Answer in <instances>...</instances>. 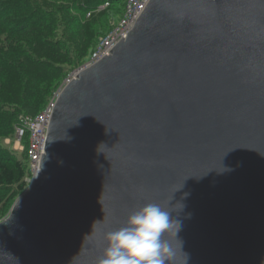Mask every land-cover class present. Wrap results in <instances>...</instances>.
<instances>
[{"label": "water", "instance_id": "95a60500", "mask_svg": "<svg viewBox=\"0 0 264 264\" xmlns=\"http://www.w3.org/2000/svg\"><path fill=\"white\" fill-rule=\"evenodd\" d=\"M44 149L0 264H264V0H150Z\"/></svg>", "mask_w": 264, "mask_h": 264}, {"label": "trees", "instance_id": "16d2710c", "mask_svg": "<svg viewBox=\"0 0 264 264\" xmlns=\"http://www.w3.org/2000/svg\"><path fill=\"white\" fill-rule=\"evenodd\" d=\"M127 0H0V221L29 186L27 152L2 144L39 114L125 12ZM106 5L104 8L101 6Z\"/></svg>", "mask_w": 264, "mask_h": 264}, {"label": "built area", "instance_id": "2783aa9c", "mask_svg": "<svg viewBox=\"0 0 264 264\" xmlns=\"http://www.w3.org/2000/svg\"><path fill=\"white\" fill-rule=\"evenodd\" d=\"M149 1L150 0H127L123 16L115 22L113 29L102 38L87 66L103 58L122 38L127 36ZM54 103L55 97H53L39 114L34 117L29 115L21 116L19 123L16 125V135L18 139L22 140L25 136L28 138V155L33 178L40 171V163L43 153H45L44 145Z\"/></svg>", "mask_w": 264, "mask_h": 264}, {"label": "rangeland", "instance_id": "374dc122", "mask_svg": "<svg viewBox=\"0 0 264 264\" xmlns=\"http://www.w3.org/2000/svg\"><path fill=\"white\" fill-rule=\"evenodd\" d=\"M92 54H93V52H92ZM92 54L89 56V58L87 59V61H86L83 65H85L86 63H88V62L91 60L90 58H91ZM89 59H90V60H89ZM83 65H82V66H83ZM82 66H80V67H82ZM80 67H78L77 69L73 70V71L71 72V74L69 75V77H70V76H73L74 73H75L76 71H78V69H79ZM64 82H65V81H64ZM23 116H27V115H23ZM10 140H11V142H7L6 139H4V140H2V144L5 145V146H7V147H10V148L17 149V151L20 153L21 149H18V148L15 147L16 136L10 138ZM17 146H19V144H18ZM32 178H33V176H31V177L28 178L27 181H28L29 184H30V181H31ZM21 195H22V194H21ZM15 201H16V200H15ZM15 201H14V202H15Z\"/></svg>", "mask_w": 264, "mask_h": 264}, {"label": "clouds", "instance_id": "9594fccd", "mask_svg": "<svg viewBox=\"0 0 264 264\" xmlns=\"http://www.w3.org/2000/svg\"><path fill=\"white\" fill-rule=\"evenodd\" d=\"M96 48H97V47H96ZM90 59H91V58H90ZM90 59H89V60H90ZM96 62H97V61H96ZM88 63H89V62H88ZM88 63H86L85 65H83V66L80 67V68H87V67H89L90 65L93 64V63H92V64H90V65L87 66ZM94 63H95V62H94ZM80 68H79V69H80ZM75 73H76V72H75ZM72 77H73V76H70V77H68V78L65 80L66 84L71 80ZM29 116H31V115H29ZM35 116H36V115H35ZM33 117H34V116H33ZM25 137H26V136H25ZM31 174H32V173H31ZM32 180H33V178L31 179L30 184H31ZM30 184H29V185H30ZM28 187H29V186H28ZM26 190H27V189H26Z\"/></svg>", "mask_w": 264, "mask_h": 264}, {"label": "bare ground", "instance_id": "6f19581e", "mask_svg": "<svg viewBox=\"0 0 264 264\" xmlns=\"http://www.w3.org/2000/svg\"><path fill=\"white\" fill-rule=\"evenodd\" d=\"M77 72V71H76Z\"/></svg>", "mask_w": 264, "mask_h": 264}]
</instances>
